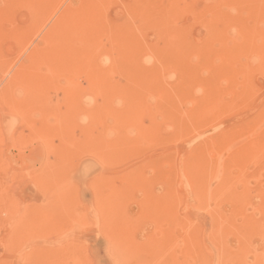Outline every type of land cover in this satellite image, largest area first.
Returning a JSON list of instances; mask_svg holds the SVG:
<instances>
[{
  "label": "rangeland",
  "instance_id": "1",
  "mask_svg": "<svg viewBox=\"0 0 264 264\" xmlns=\"http://www.w3.org/2000/svg\"><path fill=\"white\" fill-rule=\"evenodd\" d=\"M35 1L34 0H0V123H1L0 124V193L2 192V194H0V264L2 262H3L2 264H26L28 261L31 264L33 263L34 264H129V263L130 264L132 263L133 264H160V263L166 264L168 261L169 262L167 264H199V263L226 264V262L227 264H240V263L264 264V260H263L264 259V194H263L264 193V160H263L264 159V152H263L264 128L262 127V125L264 126V48L260 49L261 46L264 45L263 44L264 41H262L260 36L257 35L258 34L257 31L261 27L260 23L263 17H259V18L250 17L246 10L248 5L245 8V4L244 3L240 4L239 0H222L218 4L215 2V0H213V2L208 0H94V1L93 0H86V1L85 0H80V1L35 0ZM253 1L254 2L250 0L249 6H254L256 4L255 6L259 7V9L264 8V3L262 1L260 2L257 0H253ZM45 4L47 5L46 7ZM233 4L234 6L236 5L235 6L236 11L234 10L235 12L229 9L231 6H233ZM77 7L79 8V10ZM227 7L229 11H227ZM70 13H72V15H70ZM139 14L141 16H139ZM66 17H68L69 19ZM75 18H76L75 21L77 22L74 21ZM146 19H147L145 23L146 26H144V22ZM66 21L67 22L70 21V26H68L69 22L67 23ZM161 21L162 23H160ZM86 23L88 26L86 25ZM75 27L76 28L78 27V29L76 30ZM135 29L138 30V32ZM81 31H83L84 33ZM227 31H232L233 34L229 32L230 33L229 35ZM234 33L237 35H239L238 33H240L242 37V41L240 43H238V40L240 41L241 39L240 35H239L240 37L239 39L237 36H235ZM79 36H81V38ZM45 37L47 38L48 41L47 40L44 41ZM86 37L89 38L88 39L89 41L87 40ZM235 37L238 38V40L235 39ZM232 40L233 43L229 45V43L232 42ZM235 41H237V43ZM59 42H60V46H59ZM82 42L84 44H82ZM217 43L220 44L221 46L220 47L217 46L218 45ZM251 47L252 49H250ZM89 48L91 49L90 52H89ZM255 48H257L258 52L253 50ZM150 51H152L154 54H152ZM91 52L93 53V55ZM54 53L57 54L55 55ZM86 53L87 55H84ZM103 53L105 55H102ZM229 53L234 54L236 56L234 65L236 66L239 65V68H244L245 66V69L241 71L243 73H241L237 69H235L233 73L232 69H225L224 67L218 66L221 63L223 56H227ZM99 55L105 57L102 58V56ZM93 56L95 62L92 60ZM135 56L137 59L135 58ZM256 56L257 58L259 56V58L258 59L255 58ZM260 56L263 58H261ZM54 57L55 59L56 57L57 58L59 57L60 60L59 59L55 60ZM83 57L84 58L86 57L85 59L86 62L84 61ZM89 59L92 62H90ZM219 59H220V63H219ZM251 59H253V61L255 60L254 61L255 68L253 69L248 68ZM257 60H259L260 63L257 64V62H259ZM56 61H57V65H55ZM60 61H62L64 65H61L62 63ZM100 62L102 64H100ZM108 62L110 63L109 65ZM181 62L187 64L193 62L196 64V66L197 65L200 66L201 64L202 65L200 67H194L193 72L195 74L189 75L185 73L183 74L173 73L174 67H176ZM39 63L43 65V66L40 65V68L38 67ZM36 64L37 66H35ZM45 64L48 67H46ZM63 66L65 67L64 71H63ZM46 68L50 69L51 72ZM77 68H80V70H78ZM81 68H82V72L87 71L86 74L85 72L79 73V71L81 72ZM90 68H92L93 70L92 69L90 70ZM196 68L197 70H195ZM35 71L38 72V73L36 72L37 74H40L39 78L38 75L36 78ZM31 72L35 73L34 74L35 81L33 82L34 79H31V82L33 84L30 83L29 86L30 88L32 87V91H31L32 93L30 92L31 89L27 86L29 85L28 84L30 81L29 78L30 77L33 78L32 76L33 74ZM47 72L49 74H47ZM52 72H54L55 74H53ZM97 72L99 73L102 72V74L98 73L97 75L96 74ZM224 72L226 73V75L228 73L235 74L236 78L239 79V82L237 80L236 83L230 85L231 87L233 86L232 88L229 86L227 89L225 87V90H223L222 88L219 89V87L215 85L216 83H218L216 81L217 79L215 78V75L224 74ZM172 73L175 75V77H171L172 79L171 78L169 79L170 76H173ZM196 73L198 74L200 73V75ZM69 74L70 77H68ZM77 74L79 77L77 76ZM80 74L82 75L80 76ZM203 74L205 78L204 77L202 78L201 75ZM41 75L42 76L44 75V77H42ZM46 75H48L47 76L48 78H45ZM94 75H97L98 77L100 75L99 78H102L101 75L103 76L102 78L103 80L100 79V81L103 82L101 83L103 84L102 88L105 89V90L103 89L104 91L102 89L100 90L99 87L101 86V84L98 82L99 79L97 77L94 78ZM109 75L111 76L108 77ZM112 75H114L113 78ZM40 76L43 79L44 78L45 79L41 80ZM105 77L106 79H104ZM196 77H198V79ZM70 78L71 79L73 78L72 80L74 81L70 80ZM75 78L76 79L82 78V79L80 80L77 79L76 81ZM194 78L195 80H192ZM87 79H91L90 82ZM69 80L71 81V83L73 82L72 85H70L71 83L69 84L68 82ZM243 80L246 81L248 80L250 82L249 84L250 86L247 85L245 87L243 82L242 84H240V82ZM26 81H28L27 85H26ZM78 81L80 82L76 83ZM67 82L70 86L67 84ZM74 82L79 86L75 85L73 89L72 87L75 84ZM35 83L37 85H35ZM106 83H108L109 85L111 84L113 88H111V86H109ZM198 83L203 84L206 87H208V85L216 87L219 91L217 93L218 95L215 93L214 95L216 97L213 95L214 98L213 99L209 97L211 94L204 97V92L201 91L199 93L193 94L192 90ZM87 84H89L90 86L89 85L87 86ZM105 84L108 85L109 87H105L106 86ZM124 84L126 86H124ZM62 85H64L65 89L66 87L68 88L70 87L69 91L71 92V94L67 92L68 89L64 91ZM65 85L68 86L65 87ZM81 86L82 87L84 86L82 90H81ZM60 87L61 89L60 91H58ZM86 87H88L89 89L88 91L91 90L90 91L91 95L93 93L94 96H98L97 99L92 95L94 97L93 98L90 95V93L88 95ZM73 90L74 93H78V94H75L74 96ZM75 90H78V92L77 91L75 92ZM80 90L85 92L87 94L86 96H90L91 99L90 97H86L84 95L85 93L83 92H82L83 94L81 93L82 96L81 98L79 95ZM94 90H96L97 93L100 91L99 92L100 95L95 94L96 91ZM233 91L235 93H233ZM28 92L31 94H29ZM239 92L240 93L242 92L243 94H240ZM62 93L63 94L65 93V95L63 96ZM68 93L69 96L71 97L68 96ZM102 93L104 94L103 96H101ZM148 94L152 95V97L154 96L153 99L155 100L157 99L156 102L150 97L148 100V96H150ZM249 94L250 96H248ZM76 95L79 96L76 97ZM117 95L118 98H121V99L117 98V100H120L119 102L118 101L116 102V99H114L117 97ZM190 95L192 96V98L194 97V95H196V98H198L199 101H201V103H203L205 107L207 108L209 107L208 108L209 110H215V111H208V112L206 111V113L205 111L204 112L200 111V113H202L200 114L199 112H197L199 108L195 106V104L190 105V103H192V101H190L191 100ZM48 96L50 99L47 98ZM64 97L66 99L68 98L66 101L67 103L64 101L67 105H65V103L62 102L65 99ZM74 97L75 98L80 97L82 99L81 102L79 101L80 103L77 101V99L76 100L74 99L77 104L76 105L77 107L75 106L76 109H78L79 106L81 108L80 110L82 109L84 110V108L86 110L87 107H89L90 109L87 108L88 110L86 111L84 110V114H81L83 113V110L81 113L80 110L79 112L78 110H75L76 115L73 114L75 103L74 100H72V98ZM85 98H89V99H85ZM146 98L149 102L151 101L150 104L149 102H146ZM46 100H51V101L53 100V101L46 102ZM69 100L73 101L72 102L73 106L71 105L72 107L69 108L70 111L72 110L71 111L72 116L71 114H69V110H68V106L70 107L71 104V103L68 104L70 102ZM97 100L99 105L100 104L102 105V103L99 102H103L101 109L108 111V113L106 112L107 114L106 116H105V111L101 110L100 106L98 107L101 111L96 108L98 105ZM121 100L122 103H120ZM56 101L58 103L60 101V103L58 104L56 103ZM215 101H217L216 103L217 105L213 103ZM93 102L95 105L93 104ZM231 102H233V105ZM61 103L63 107L60 108L59 105ZM81 103H83V106ZM223 103L225 105H222ZM46 104L48 106L52 104L51 105L52 107L50 106L48 108ZM115 104L118 105L116 106ZM185 104L186 106L188 104V106L186 107ZM227 104L228 106H226ZM150 105H152L153 107L155 106V108H153ZM103 106L106 107L103 108ZM119 106L120 107L124 106V107L119 108ZM136 107H138L137 108L138 110H136ZM194 107L197 108L195 111L196 113L199 114L197 115L196 113H194L195 117L190 116V113H192L191 110ZM216 107L219 110V112H221V114L217 111ZM57 108L61 109L60 113L57 112L58 111ZM147 109L150 111L152 110L151 113L146 111ZM51 110L52 111L54 110V112L52 113ZM65 110H67L68 112L66 111L65 113ZM87 111L94 112L92 113L94 116L90 114L88 115L89 120L87 116L88 114ZM102 111L104 114L102 113ZM155 111H157L158 113L157 116L155 114L156 113ZM176 111L178 112L176 113ZM50 113L52 115H50ZM67 113L71 116V117L68 116L70 117V119L67 118L68 115ZM77 113H80L82 116L84 115L83 118L79 116L78 118L77 115L79 114ZM212 113L215 114L213 115ZM154 114L157 118L156 120L159 122L157 121L154 122L153 119L155 118ZM208 114L210 117L208 116ZM61 115H64V117L62 116L63 120L62 119L60 120L59 118V116ZM183 115L184 117H182ZM109 116H113V118L112 117L110 118ZM186 116H189V118ZM73 117L74 120L71 119ZM114 119L117 120L118 122L117 124ZM97 120L98 123H96ZM129 120L131 122H129ZM214 120L217 122H215ZM74 121L75 124H73ZM57 122L59 123V126L61 128L64 127L66 128V130L64 129L62 130L60 127L59 128L61 129V131L59 128H57L59 131L56 130L55 128L58 126L55 127V124ZM65 123H71V124H67L69 126L65 127L64 126ZM122 123L123 125H121ZM72 124L75 126H77L78 124L79 126H77V128L76 127L73 128L74 126ZM42 125L45 126L43 127ZM124 125L126 126V128L124 127ZM50 126H53V128ZM165 126L167 127L170 126V127L167 128ZM68 127L69 129L73 130V131L69 130L70 132H72V134L68 132L69 133L68 135L70 136L71 134L73 136V139H71L72 138L71 136L70 138H68L69 136L63 137L61 134L62 131L63 132L68 131L67 129ZM135 128L136 129L138 128L139 130L138 129L137 130L139 132H137ZM114 129L118 130L119 133L117 131H114ZM128 129L130 130L133 129V130L130 132ZM190 129L192 130L190 131ZM55 130L58 133L61 132L60 135L57 132H55ZM82 130L84 132H82ZM110 130H112L113 133ZM126 130H128L130 133L127 132ZM47 131L50 134L47 133L48 134L47 135L46 134ZM52 132H55L54 135L52 134ZM114 132H117L118 134ZM56 133L62 139L65 138L64 139L65 141H62L60 137H57ZM127 133L130 135L128 136ZM133 133H140V134L133 135ZM105 134L107 135V137L109 136V139L105 137L106 136ZM111 134L112 135L114 134V136H112ZM50 135H52V137H49ZM252 135L254 137H252ZM74 136L77 139H75ZM137 136H139L138 137L139 140L138 138H136ZM250 136L253 139H251ZM37 137L39 139H37ZM92 137L94 138L96 137L95 140ZM50 138L52 139L50 140ZM141 139L144 140V143L141 142ZM256 139L258 142L256 141ZM99 140H101L102 143ZM60 141L63 142L62 146H60L61 144ZM145 141H147L148 143ZM51 142H53L52 143L53 146L50 145ZM106 142L107 145L109 144L111 145V147L113 144H115L116 148L115 145L114 147H112L114 149H112L109 146L106 147L107 146ZM111 142H113V144H110ZM89 143H91V145L93 146H90ZM234 143L236 146H234ZM48 144L49 146H47ZM147 144L149 147H147ZM55 145L56 147L58 146L59 147L54 148ZM71 145H73L72 146L73 148L71 147ZM103 146H105L106 149L102 148ZM77 148L80 151H78ZM101 148H102V152L100 153ZM107 148H109V150ZM103 149L107 150L106 153L107 156H104L106 151L105 150L103 151ZM67 150L70 152H68ZM110 150H112V152ZM228 151L230 153H228ZM87 153L88 155H86ZM92 153H94V155ZM99 153L101 154V156ZM216 153H218V155ZM111 154L113 155L112 157L110 156ZM260 154H262L263 156ZM81 155L82 157L80 159ZM102 156L106 158L102 159ZM109 158L110 159L112 158L111 160H114L112 161L113 164L112 162H110L111 160ZM46 159L48 160V162H46L47 161ZM104 159L107 160L106 161L107 163L104 161ZM250 159L252 160L254 159V160L251 161ZM79 162H81V164H79ZM105 163L108 165H105ZM110 163L112 164V166L110 165ZM179 164L181 165L179 166ZM98 165H100V167ZM165 165H167V167ZM98 167L100 170H98ZM184 167L188 168L187 176L190 179V183L187 182L188 180L186 177L184 178L182 177V180H180L181 179L180 175H182V169ZM224 169H226V171H224ZM26 172H28L29 176L27 175ZM151 172L153 174H151ZM84 173L85 174L87 173V177ZM125 173L127 175H124ZM99 174L101 175L100 176L101 178H98ZM199 174H201V176ZM82 175L85 177H83ZM30 176L33 179H31ZM198 176H199V180H197ZM227 176L230 177V179ZM4 177L5 180L3 179ZM236 177H241V178L237 179ZM242 177L245 179H242ZM255 177L257 178L259 177L258 179L260 180H257V178L255 179ZM97 179L99 181L98 183H97ZM236 180L238 181L241 180V181L237 182ZM79 181L81 185L79 184ZM51 182H53V184ZM116 183L117 185L115 186ZM183 183L185 187L183 186ZM66 184L68 186H66ZM96 184L97 187H95ZM103 184L104 187L102 186ZM90 185L91 188H89ZM62 186L63 187L65 186L66 188L65 187L63 188ZM126 186L128 188H126ZM100 187H102L105 191L104 190L101 191ZM108 187L110 190L107 189ZM118 188L122 192H120ZM196 189L198 191H194ZM97 190L101 192H97ZM149 191L152 193H150ZM73 192L76 194H74ZM110 192L111 194H109ZM153 192L155 193L153 194ZM186 193L189 194L188 195L189 197L187 196ZM171 195H173V197ZM59 197L62 198L59 200ZM107 197L108 198L110 197V199H108ZM148 197L150 198L147 199ZM153 197H157V198L159 197V198L157 199ZM171 197L174 198V200ZM211 197L213 198V200ZM137 198L139 199L140 202L138 201ZM128 199L132 201H129ZM162 200L163 202H161ZM71 201L73 202L75 201L74 204ZM93 201L95 202L93 203ZM124 201L126 202V204H124L125 203ZM142 202L143 205H141ZM77 203L82 207L77 205ZM110 204L111 206H109ZM171 204L174 206H172ZM48 205L50 206L49 209H48L49 207ZM100 205L101 208H99ZM68 206L70 207L69 209ZM214 206L220 207V209L219 208L217 209V207L215 208ZM103 207L105 208V210ZM195 208H197V210L200 211H197ZM218 210L219 211L222 210V212L219 213ZM130 211L133 214H131ZM257 211H259V213H257ZM100 212H102V214ZM159 212L161 215L159 214ZM232 212L234 214H231ZM109 213H110V217H109ZM95 214L97 217L94 216ZM135 215L137 217L139 215V217L137 218ZM170 216L171 217L175 216V218L173 217L174 218L173 219ZM226 216L228 217L227 219ZM48 217L52 219H49ZM123 217L124 218L126 217L125 218L126 221L124 220ZM13 218L15 220H12ZM132 218H137V219L133 220ZM139 218L141 219L139 220ZM131 220L133 222H131ZM134 223L136 224L134 225ZM223 223H225L224 226ZM32 224L33 226L31 227ZM146 224L149 226V228L146 226ZM132 225L134 229L133 228L131 229L132 230L131 233L130 232L131 230L129 229L132 227ZM213 225L215 227L214 229H213ZM82 226H84L85 228H82ZM97 226L99 227V230L98 228H96ZM69 227H71L72 230H70ZM121 227L123 230L121 229ZM81 228L84 230H82ZM218 229H220V231ZM73 232L74 234H72ZM133 232L135 233L136 236L135 235L133 236L134 234ZM214 233L216 234L219 233V236L218 234L216 235ZM62 236L63 238H61ZM108 236L110 238H108ZM46 237L49 238L48 239L49 241L47 240ZM67 237L69 238L71 237V238L69 239ZM119 237H122L123 239ZM37 238L40 240H37ZM218 238H220L221 240ZM237 238L240 240V244ZM121 239L122 241H120ZM208 239L210 241H208ZM116 240H119L120 242H117ZM211 240L212 241L214 240L215 242L213 241V243L216 244H213ZM52 241H57L55 242L57 243V245ZM46 242L47 245H45ZM228 242L230 245L227 244ZM206 243L207 246L205 247ZM25 244L26 246H24ZM216 245H218V247ZM128 248L130 249V251ZM247 251L248 252L252 251L251 252L252 254H249ZM176 253L178 258L176 257ZM42 256L44 258H42ZM132 257L135 259H133ZM261 258L263 261L261 260ZM42 259L44 261H42ZM76 259H78V261ZM193 259L195 260V262ZM7 260L10 262H8ZM20 260L23 261L24 263L20 262ZM74 260L75 262L78 263H74ZM157 260L160 263L156 262ZM164 260H166V262ZM115 261L117 263H115Z\"/></svg>",
  "mask_w": 264,
  "mask_h": 264
},
{
  "label": "bare ground",
  "instance_id": "2",
  "mask_svg": "<svg viewBox=\"0 0 264 264\" xmlns=\"http://www.w3.org/2000/svg\"><path fill=\"white\" fill-rule=\"evenodd\" d=\"M34 1H35V0H34ZM78 1H80V0H78ZM85 1H86V0H85ZM93 1H94V0H93ZM208 1L213 2V0H208ZM220 1H222V0H215V2H216L217 4H218ZM257 1H259V2L262 1V2L264 3V0H257ZM257 1H256V2H257ZM35 2H36V1H35ZM35 2H34V3H35ZM47 2H48V1H47ZM229 2H230V1H229ZM252 2H254V1L252 0ZM262 2H261V3H262ZM84 3H85V2H84ZM239 3H240V4L244 3V4H245V8H246V6L248 5V7L246 8V10H247V12H248V14H249L250 17H258V18H259V17H263L262 20H261V23H260V24H261V27L258 29V31H257L258 34H257V35H259L260 38H261V40L264 41V8H263V9H259V7H256V6H255L256 4H255L254 6H249L250 0H239ZM74 4H75V3H74ZM104 5H105V4H104ZM46 6H47V5L45 4V7H46ZM235 6H236V5H235ZM235 6H234V4H233V6H231L229 9H230V10H233V11H234V10L236 11V7H235ZM260 6H261V5H260ZM72 7H73V5H72ZM81 7H82V6H81ZM88 7H89V6H88ZM92 7H93V6H92ZM104 7H105V6H104ZM136 7H137V6H136ZM167 7H168V6H167ZM77 8H78V7H77ZM77 8H76V9H77ZM102 8H103V7H102ZM105 8H106V7H105ZM105 8H104V9H105ZM170 8H171V7H170ZM89 9H90V8H89ZM89 9H88V10H89ZM166 9H167V8H166ZM71 10H72V9H71ZM78 10H79V8H78ZM118 11H119V10H118ZM227 11H229V10H228V7H227ZM235 11H234V12H235ZM29 12H30V11H29ZM141 12H142V11H141ZM68 13H69V12H68ZM80 13H81V12H80ZM92 13H93V12H92ZM142 13H143V12H142ZM142 13H141V14H142ZM145 13H147V12H145ZM145 13H144V14H145ZM163 13H164V12H163ZM118 14H119V13H118ZM171 14H172V13H171ZM209 14H211V13H209ZM209 14H208V15H209ZM231 14H232V13H231ZM231 14H230V15H231ZM242 14H243V13H242ZM246 14H247V13H246ZM70 15H72V13H70ZM70 15H69V16H70ZM75 15H76V14H75ZM75 15H74V17H75ZM90 15H91V14H90ZM102 15H104V14H102ZM157 15H158V14H157ZM173 15H174V14H173ZM173 15H172V17H173ZM208 15H207V16H208ZM83 16H84V15H83ZM117 16H118V15H117ZM139 16H141V15L139 14ZM152 16H153V15H152ZM242 16H243V15H242ZM244 16H245V15H244ZM70 17H71V16H70ZM245 17H246V16H245ZM66 18H68V17H66ZM85 18H86V17H85ZM91 18H92V17H91ZM91 18H90V19H91ZM96 18H97V17H96ZM118 18H119V17H118ZM145 18H147V17H145ZM209 18H210V16H209ZM68 19H69V18H68ZM86 19H87V18H86ZM94 19H95V18H94ZM130 19H131V18H130ZM75 20H76V18L74 19V21H75ZM139 20H140V19H139ZM139 20H138V21H139ZM159 20H160V19H159ZM173 20H174V19H173ZM222 20H223V19H222ZM70 21H71V20H70ZM70 21H68V22H69V25H68V26H70ZM146 21H147V19H146L145 22H144V26H146V24H145ZM210 21H212V20H210ZM66 22H67V21H66ZM66 22H65V23H66ZM68 22H67V23H68ZM75 22H77V21H75ZM106 22H107V21H106ZM65 23H64V24H65ZM155 23H156V21H155ZM160 23H162V21H161ZM224 23H225V21H224ZM91 24H92V22H91ZM72 25H73V23H72ZM74 25H75V24H74ZM86 25H87V23H86ZM63 26H64V25H63ZM87 26H88V25H87ZM87 26H86V27H87ZM130 26H131V25H130ZM132 26H133V25H132ZM225 26H226V25H225ZM238 27H239V26H238ZM75 28H76V27H75ZM87 28H88V27H87ZM133 28H134V27H133ZM158 28H159V27H158ZM170 28H171V27H170ZM220 28H221V27H220ZM77 29H78V27L76 28V30H77ZM89 29H90V28H89ZM127 29H128V28H127ZM136 29H137V28H136ZM136 29H135V30H136ZM98 30H99V29H98ZM230 30H231V29H230ZM65 31H66V30H65ZM69 31H70V30H69ZM72 31H73V30H72ZM128 31H129V30H128ZM128 31H126V32H128ZM136 31L138 32V30H136ZM234 31H235V30H234ZM237 31H238V30H237ZM81 32H83V31H81ZM81 32H80V33H81ZM132 32H134V31H132ZM166 32H167V31H166ZM227 32H228V33L231 32V33L233 34L232 31H227ZM56 33H57V32H56ZM64 33H65V32H64ZM75 33H76V31H75ZM83 33H84V32H83ZM85 33H86V32H85ZM205 33H206V31H205ZM228 33H227V35H228ZM57 34H58V33H57ZM112 34H114V33H112ZM130 34H131V33H130ZM153 34H154V33H153ZM168 34H169V33H168ZM234 34H235V33H234ZM238 34L240 35V33H238ZM3 35H4V34H3ZM102 35H103V34H102ZM166 35H167V34H166ZM172 35H173V34H172ZM172 35H171V36H172ZM229 35H230V33H229ZM239 35L235 34V36H237V37L240 39L241 35H240V37H239ZM64 36H65V34H64ZM75 36H76V35H75ZM108 36H109V35H108ZM221 36H222V35H221ZM252 36H253V35H252ZM77 37H78V36H77ZM79 37L81 38V36H79ZM83 37H84V36H83ZM169 37H170V36H169ZM60 38H61V37H60ZM69 38H70V37H69ZM74 38H75V37H74ZM80 38H79V39H80ZM84 38H85V37H84ZM86 38H87V37H86ZM101 38H102V37H101ZM152 38H154V37H152ZM170 38H171V37H170ZM230 38H231V37H230ZM238 38L235 37V39H237V40H238ZM61 39H62V38H61ZM61 39H60V40H61ZM88 39H89V38H87V40H88ZM123 39H124V38H123ZM150 39H151V38H150ZM257 39H258V38H257ZM257 39H256V40H257ZM45 40H47L46 37H45L44 41H45ZM229 40H231V39H229ZM229 40H228V41H229ZM245 40H246V39H245ZM47 41H48V40H47ZM47 41H46V42H47ZM62 41H63V40H62ZM83 41H84V40H83ZM88 41H89V40H88ZM123 41H124V40H123ZM169 41H170V40H169ZM241 41H242V37H241L240 41L238 40V43H240ZM246 41H247V40H246ZM65 42H66V41H65ZM76 42H77V41H76ZM78 42H80V41H78ZM97 42H98V41H97ZM235 42L237 43V41H235ZM255 42H256V41H255ZM259 42H260V41H259ZM68 43H69V42H68ZM95 43H96V42H95ZM124 43H125V42H124ZM223 43H224V42H223ZM228 43H229V42H228ZM231 43H233V40H232V42L229 43V45H230ZM248 43H249V42H248ZM256 43H257V42H256ZM261 43H262V42H261ZM46 44H48V43H46ZM75 44H76V43H75ZM82 44H84V43L82 42ZM97 44H98V43H97ZM215 44H216V43H215ZM215 44H214V45H215ZM217 44H218V43H217ZM224 44H225V43H224ZM226 44H227V43H226ZM249 44H250V43H249ZM263 44H264V42H263ZM78 45H79V44H78ZM85 45H87V44H85ZM109 45H110V44H109ZM118 45H119V44H118ZM145 45H146V44H145ZM256 45H257V44H256ZM261 45H262V44H261ZM59 46H60V42H59ZM76 46H77V45H76ZM105 46H106V45H105ZM105 46H104V47H105ZM162 46H163V45H162ZM217 46L220 47L221 45L218 44ZM226 46H227V45H226ZM259 46H260V45H259ZM49 47H50V46H49ZM74 47H75V46H74ZM82 47H83V46H82ZM89 47H90V46H89ZM92 47H93V46H92ZM92 47H91V48H92ZM104 47H103V49H104ZM109 47H110V46H109ZM109 47H108V48H109ZM127 47H128V46H127ZM157 47H158V46H157ZM159 47H160V46H159ZM172 47H173V46H172ZM172 47H171V48H172ZM219 47H217V48H219ZM257 47H258V46H257ZM131 48H132V47H131ZM144 48H145V47H144ZM144 48H143V49H144ZM153 48H155V47H153ZM214 48H215V46H214ZM263 48H264V45H262L260 49H263ZM49 49H50V48H49ZM95 49H96V48H95ZM95 49H94V50H95ZM115 49H116V48H115ZM159 49H160V48H159ZM250 49H252V47H251ZM258 49H259V48H258ZM74 50H75V49H74ZM90 50H91V49L89 48V52H90ZM139 50H140V49H139ZM152 50H153V49H152ZM253 50L258 52L257 48H255V49H253ZM49 51H50V50H49ZM95 51H96V50H95ZM155 51H156V50H155ZM231 51H232V50H231ZM71 52H73V51H71ZM71 52H70V53H71ZM96 52H97V51H96ZM99 52H100V51H99ZM137 52H138V51H137ZM150 52H151L152 54H154L152 51H150ZM46 53H47V52H46ZM91 53H92V52H91ZM106 53H107V52H106ZM142 53H143V52H142ZM146 53H147V52H146ZM146 53H145V54H146ZM226 53H228V52H226ZM37 54H38V53H37ZM48 54H49V53H48ZM54 54H55V53H54ZM56 54H57V53H56ZM56 54H55V55H56ZM60 54H61V53H60ZM68 54H69V53H68ZM80 54H81V53H80ZM95 54H97V53H95ZM136 54H138V53H136ZM157 54H158V53H157ZM69 55H70V54H69ZM74 55H75V53H74ZM84 55H87V53L84 54ZM92 55H93V53H92ZM92 55H91V56H92ZM102 55H105V54L103 53ZM102 55H99V56H102ZM114 55H115V54H114ZM114 55H113V56H114ZM117 55H118V54H117ZM129 55H130V54H129ZM141 55H143V54H141ZM155 55H156V54H155ZM155 55H154V56H155ZM253 55H254V54H253ZM258 55H259V53H258ZM43 56H44V55H43ZM52 56H53V55H52ZM91 56H90V57H91ZM262 56H263V54H262ZM63 57H64V55H63ZM71 57H72V56H71ZM104 57H105V56H102V58H104ZM106 57H108V56H106ZM143 57H144V56H143ZM143 57H142V58H143ZM146 57H148V56H146ZM193 57H194V56H193ZM210 57H211V56H210ZM235 57H236V56H235L234 54H231V53H229L227 56H223L221 63H220V59H219V63H220V65H218V66L224 67L225 69H232V70H233V73H234L235 69L239 70L240 72L243 71V70L245 69V66H244V68H239V65H238V66L234 65V63H235ZM246 57H247V56H246ZM260 57H261V56H260ZM72 58H73V57H72ZM76 58H77V57H76ZM92 58H93L92 60L94 61V56H93ZM126 58H127V57H126ZM131 58H133V57H131ZM135 58H136V56H135ZM135 58H134V59H135ZM138 58H139V56H138ZM205 58H206V55H205ZM244 58H245V57H244ZM255 58H257V56H256ZM258 58H259V56H258ZM258 58H257V59H258ZM261 58H263V57H261ZM261 58H260V59H261ZM42 59H43V58H42ZM54 59H55V57H54ZM56 59H59V57H58V58L56 57ZM56 59H55V60H56ZM79 59H80V58H79ZM79 59H78V60H79ZM83 59H84V61H85L86 57H85V58L83 57ZM90 59H91V58H90ZM90 59H89V60H90ZM97 59H99V58H97ZM100 59H101V58H100ZM109 59H110V57H109ZM136 59H137V58H136ZM140 59H141V58H140ZM144 59H145V58H144ZM148 59H149V58H148ZM176 59H177V58H176ZM260 59H259V60H260ZM55 60H54V61H55ZM59 60H60V59H59ZM61 60H62V59H61ZM102 60H103V59H102ZM102 60H101V61H102ZM105 60H106V59H105ZM142 60H143V59H142ZM150 60H151V59H150ZM214 60H215V59H214ZM216 60H217V58H216ZM242 60H243V59H242ZM259 60H257V61H259ZM38 61H39V60H38ZM97 61H98V60H97ZM103 61H104V60H103ZM132 61H133V60H132ZM206 61H207V60H206ZM249 61H250V60H249ZM254 61H255V60H254ZM254 61H253V59H251V62H250V64H249V67H248V68H251V69L255 68V65H254L255 63H254ZM60 62L62 63L61 65H64L62 61H60ZM85 62H86V61H85ZM90 62H92V61L90 60ZM94 62H95V61H94ZM94 62H93V64H94ZM141 62H142V61H141ZM145 62H146V61H145ZM147 62H148V61H147ZM149 62H150V61H149ZM195 62H196V61H195ZM213 62H214V61H213ZM244 62H245V61H244ZM32 63H33V62H32ZM36 63H38V62H36ZM53 63H54V62H53ZM81 63H82V62H81ZM128 63H129V62H128ZM258 63H260V61L257 62V64H258ZM46 64H47V63H46ZM46 64H45V66L48 67V66H47L48 64H47V65H46ZM49 64H50V63H49ZM89 64H91V63H89ZM100 64H102V63L100 62ZM109 64H110V63L108 62V65H109ZM136 64H137V63H136ZM139 64H140V63H139ZM158 64H159V63H158ZM194 64H195V63H193V62H191L190 64H187V63L181 62V63L178 64L176 67H174L173 73H175V74H177V73H178V74H183V73H185V74H189V75H191V74H195V73L193 72V71H194V67H200L202 64H201L200 66H199V65L196 66V64H195V65H194ZM238 64H239V63H238ZM40 65H42V64L39 63V65H38L39 68H40ZM51 65H52V62H51ZM55 65H57V61H56V64H55ZM79 65H80V64H79ZM125 65H126V64H125ZM159 65H160V64H159ZM35 66H37V64H36ZM42 66H43V65H42ZM69 66H70V65H69ZM85 66H86V65H85ZM106 66H107V65H106ZM111 66H112V65H111ZM137 66H138V65H137ZM214 66H215V65H214ZM38 67H37V68H38ZM53 67H54V66H53ZM56 67H57V66H56ZM56 67H55V69H56ZM70 67H71V66H70ZM70 67H69V68H70ZM77 67H80V66H77ZM97 67H98V66H97ZM104 67H105V66H104ZM125 67H126V66H125ZM135 67H136V66H135ZM138 67H139V66H138ZM215 67H216V66H215ZM246 67H247V66H246ZM51 68H52V67H51ZM82 68H83V67H82ZM82 68H81V72L79 71V73H84V72H85V74H86L87 71H84V70H83L84 72H82ZM92 68H93V67H92ZM92 68H90V70H91ZM46 69H47V68H46ZM55 69H54V70H55ZM64 69H65V67L63 66V71H64ZM66 69H67V68H66ZM77 69L80 70V68H77ZM93 69H94V68H93ZM93 69H92V70H93ZM216 69H217V68H216ZM47 70H50V69H47ZM67 70H68V69H67ZM73 70H74V69H73ZM88 70H89V69H88ZM95 70H96V68H95ZM195 70H197V68H196ZM214 70H215V69H214ZM247 70H248V69H247ZM52 71H53V69H52ZM68 71H69V70H68ZM74 71H75V70H74ZM204 71H205V70H204ZM206 71H208V70H206ZM216 71H217V70H216ZM36 72H37V71H35V73H36ZM48 72H49V71H48ZM48 72H47V74H49ZM50 72H51V70H50ZM66 72H67V71H66ZM94 72H95V71H94ZM155 72H156V71H155ZM31 73H32V72H31ZM31 73H30V74H31ZM35 73L33 72V73H32L33 75L31 74V75L33 76V78H32V77L29 78V79H30V81H29V83H28L29 85H27V82H28V81H26V85H27L28 87L30 86V83H32V82H31V79H34L35 76H36V78H37V75H38V78H39V75H40V74H37V73H38V72H37L36 75L34 76ZM42 73H43V72H42ZM52 73L55 74L54 72H52ZM59 73H60V72H59ZM59 73H58V74H59ZM63 73H64V72H63ZM63 73H62V74H63ZM70 73H71V72H70ZM74 73H75V72H74ZM89 73H90V72H89ZM98 73H99V72H97L96 74L98 75ZM104 73H105V72H104ZM118 73H119V72H118ZM157 73H158V72H157ZM173 73H172V74H173ZM233 73H228L227 75H226L225 72H224V74H216V75H215V78L217 79L216 81H217L218 83H216L215 85L218 86L219 89L222 88L223 90H225V87H226V89H227L230 85H232L233 83H236L237 80H238V82H239V79L236 78L235 74H233ZM241 73H243V72H241ZM43 74H44V73H43ZM62 74H61V75H62ZM67 74H68V73H67ZM91 74H92V72H91ZM99 74H102V72L99 73ZM169 74H170V73H169ZM196 74H198V73H196ZM51 75H52V74H51ZM61 75H60V76H61ZM74 75H75V74H74ZM81 75H82V74H80V76H81ZM87 75H88V74H87ZM97 75H94V78L97 77V78L99 79L98 82L101 84V86H100L99 88H100V90H101V89L103 90V89H104V88H102V87H103V86H102V85H103V84H102L103 82L100 81V79L103 80V79H102L103 76L101 75L102 78H99L100 75H99V77H98ZM170 75H171V74H170ZM170 75H169V76H170ZM198 75H200V73H199ZM207 75H208V73H207ZM23 76H24V75H23ZM41 76H42V75H41ZM41 76H40V78H41V80H42V79H43L42 77H44V75H43L42 77H41ZM47 76H48V75H46L45 78H48ZM77 76H78V74H77ZM90 76H91V75H90ZM110 76H111V75H109L108 77H110ZM201 76H202V78H203V77L205 78L204 74L201 75ZM68 77H70V74H69ZM78 77H79V76H78ZM85 77H86V76H85ZM113 77H114V75H112V78H113ZM167 77H168V76H167ZM171 77H175V75L173 74V76H170L169 79H170ZM199 77H200V76H199ZM239 77H240V76H239ZM242 77H243V76H242ZM45 78H44V79H45ZM60 78H61V77H60ZM73 78H74V77H73ZM73 78H72V79H73ZM196 78L198 79V77H196ZM44 79H43V80H44ZM62 79H63V78H62ZM72 79L70 78V80H72ZM75 79H76V78H75ZM77 79L80 80V79H82V78H77ZM77 79H76V81H77ZM104 79H106V77H105ZM171 79H172V78H171ZM175 79H176V78H175ZM185 79H186V78H185ZM188 79H189V77H188ZM211 79H212V78H211ZM20 80H21V79H20ZM37 80H39V79H37ZM41 80H40V81H41ZM57 80H58V79H57ZM64 80H65V77H64ZM64 80H63V81H64ZM70 80L68 81L69 84L71 83ZM85 80H86V79H85ZM87 80H89V82H90L91 79H87ZM93 80H95V79H93ZM113 80H115V79H113ZM127 80H128V79H127ZM192 80H195V78L192 79ZM205 80H206V79H205ZM34 81H35V79L33 80V82H34ZM40 81H38V82H40ZM51 81H52V79H51ZM72 81H74V80H72ZM106 81H107V80H106ZM139 81H140V80H139ZM139 81H138V82H139ZM170 81H171V80H170ZM68 82H67V84H68ZM79 82H80V81H78V82H76V83H79ZM101 82H102V83H101ZM152 82H153V81H152ZM189 82H190V81H189ZM242 82H243V84L245 85V87H246L247 85L250 84V82H249L248 80H247V81H246V80H243V81L240 82V84H242ZM49 83H50V82H49ZM72 83H73V82H72ZM72 83H71L70 85H72ZM74 83H75V82H74ZM76 83H75L74 86L72 87L73 89H74L75 85L79 86V85L76 84ZM86 83H87V82H86ZM91 83H92V82H91ZM94 83H95V82H94ZM128 83H130V82H128ZM195 83H196V82H195ZM211 83H212V82H211ZM32 84H33V83H32ZM41 84H42V83H41ZM41 84H40V85H41ZM59 84H60V82H59ZM63 84H64V83H63ZM69 84H68V85H69ZM106 84H108V83H106ZM106 84H105V85H106ZM183 84H184V83H183ZM185 84H188V83H185ZM192 84H194V83H192ZM208 84H209V83H208ZM35 85H37V84L35 83ZM56 85H57V84H56ZM68 85H65V87L68 86ZM70 85H69V86H70ZM88 85H89V84H87V86H88ZM105 85H104V86H105ZM108 85H109V84H108ZM108 85H106L105 87H109V86H111V84H110L109 86H108ZM119 85H121V84H119ZM133 85H134V84H133ZM178 85H179V84H178ZM33 86H34V85H33ZM60 86H61V85H60ZM89 86H90V85H89ZM124 86H126V85L124 84ZM134 86H135V85H134ZM179 86H180V85H179ZM181 86H182V84H181ZM184 86H185V85H184ZM194 86H195V85H194ZM249 86H250V85H249ZM25 87H26V86H25ZM37 87H38V86H37ZM62 87L64 88V85H62ZM83 87H84V86H83ZM83 87L81 86V90H82ZM96 87H97V86H96ZM136 87H137V86H136ZM230 87H231V86H230ZM232 87H233V86H232ZM232 87H231V88H232ZM240 87H241V86H240ZM255 87H256V86H255ZM26 88H27V87H26ZM29 88H30V87H29ZM35 88H36V86H35ZM42 88H43V87H42ZM44 88H45V87H44ZM69 88H70V87H69ZM69 88L66 87V89H68L67 92H69V93L71 94V92L69 91V90H70ZM78 88H79V87H78ZM86 88H87L88 95H89V93H90V95H91V92H90L91 90L88 91V90H89L88 87H86ZM99 88H98V89H99ZM111 88H113V87L111 86ZM111 88H110V91H111ZM114 88H115V87H114ZM234 88H235V87H234ZM30 89H31V90H30V92H31V91H32V87H31ZM60 89H61V87L59 88L58 91H60ZM66 89L64 88V91H66ZM76 89H77V88H76ZM79 89H80V88H79ZM93 89H94V88H93ZM96 89H97V88H96ZM216 89H217L216 87H213V86H210V85H208V87H206L205 85L198 83V84L193 88L192 91H193V94H195V93H199L200 91H201V92H204V97H206V96H208V95L211 94L209 97H210V98H213V95H214L215 93L217 94V93L219 92L218 89H217V90H216ZM238 89H239V88H238ZM45 90H46V89H45ZM62 90H63V89H62ZM81 90H80L79 95H80V97L82 98L81 93L84 91V89H83V91H81ZM104 90H105V89H104ZM104 90H103V91H104ZM107 90H108V89H107ZM107 90H106V92H107ZM183 90H184V89H183ZM28 91H29V90H28ZM76 91L78 92V90H75V92H76ZM94 91H96V90H94ZM98 91H99V90H98ZM112 91H113V90H112ZM172 91H173V90H172ZM236 91H237V90H236ZM47 92H49V91H47ZM62 92H63V91H62ZM67 92H66V94H67ZM92 92H93V90H92ZM99 92H100V91H99ZM99 92L97 93V91H96L95 94L100 95ZM106 92H104V93H106ZM113 92H114V91H113ZM170 92H171V91H170ZM190 92H191V91H190ZM190 92H189V93H190ZM223 92H224V91H223ZM229 92H230V91H229ZM260 92H261V91H260ZM25 93H26V92H25ZM28 93H29V92H28ZM31 93H32V92H31ZM31 93H29V94H31ZM69 93H68V96H69ZM83 93H85V92H83ZM83 93H82V94H83ZM115 93H116V92H115ZM172 93H173V92H172ZM225 93H226V92H225ZM233 93H235V92L233 91ZM239 93H240V92H239ZM243 93H244V91H243ZM243 93L241 92L240 94H243ZM35 94H37V93H35ZM62 94H63V93H62ZM73 94H74V96H75V94H78V93H74V90H73ZM222 94H223V93H222ZM236 94H237V93H236ZM240 94H239V95H240ZM19 95H20V94H19ZM41 95H42V94H41ZM43 95H44V94H43ZM64 95H65V93L63 94V96H64ZM79 95H76V97L79 96ZM84 95L86 96L87 94L85 93ZM84 95H83V96H84ZM92 95H93V93H92ZM92 95H91V96H92ZM103 95H104V94L102 93L101 96H103ZM148 95H150V94H148ZM217 95H218V94H217ZM28 96H29V95H28ZM44 96H45V95H44ZM50 96H51V94H50ZM63 96H62V97H63ZM85 96H84V97H85ZM93 96H94V95H93ZM93 96H92V97H93ZM108 96H109V94H108ZM161 96H162V95H161ZM171 96H172V95H171ZM175 96H176V95H175ZM175 96H174V98H175ZM177 96H178V95H177ZM190 96H191V95H190ZM198 96H199V95H198ZM214 96H215V95H214ZM219 96H220V95H219ZM219 96H218V97H219ZM232 96H233V95H232ZM235 96H236V95H235ZM237 96H238V95H237ZM243 96H244V95H243ZM248 96H250V94H249ZM258 96H259V95H258ZM45 97H46V96H45ZM54 97H56V96H54ZM62 97H61V98H62ZM69 97H71V96H69ZM80 97H79V98H75V97H74V98H72V100H74V99L76 100V99H77L78 102H79V101L81 102L82 99H81ZM84 97H83V98H84ZM86 97H90V96H86ZM94 97H96V99H97L98 96H94ZM94 97H93V98H94ZM149 97H150L151 99L154 98V96L152 97V95H150V96H148V100H149ZM209 97H208V98H209ZM215 97H216V96H215ZM218 97H217V98H218ZM220 97H221V96H220ZM220 97H219V98H220ZM240 97H241V96H240ZM19 98H20V97H19ZM33 98H34V97H33ZM47 98H49V96H48ZM64 98H65V97H64ZM99 98H100V96H99ZM107 98H108V97H107ZM112 98H113V97H112ZM117 98H118V95H117V97L114 98V99H116V102H117V101L119 102L120 100H117ZM158 98H159V97H158ZM179 98H180V97H179ZM217 98H216V100H217ZM226 98H227V97H226ZM251 98H252V95H251ZM49 99H50V98H49ZM57 99H58V98H57ZM62 99H63V98H62ZM62 99H60V100H62ZM67 99H68V98H67ZM67 99L65 98L62 102L65 103V102L67 101ZM69 99H71V98H69ZM85 99H89V98H85ZM90 99H91V97H90ZM102 99H103V97H102ZM114 99H113V100H114ZM118 99H121V98H118ZM159 99H160V98H159ZM170 99H171V98H170ZM204 99H205V98H204ZM213 99H214V98H213ZM213 99H212V100H213ZM230 99H231V98H230ZM75 100H74V103H75V104H74V109H73V110H74V111H73L74 113H73V114L76 115L75 110H78V112H79V110H80L81 108H80V106H79V108L76 109V107H77L76 105H77V104H76ZM107 100H108V99H107ZM113 100H112V101H113ZM148 100H147V98H146V102H149ZM153 100L156 102L157 99H156V100L153 99ZM206 100H207V99H206ZM206 100H205V101H206ZM210 100H211V99H210ZM236 100H237V99H236ZM47 101L49 102V101H51V100H46V102H47ZM52 101H53V100H52ZM52 101H51V102H52ZM64 101H65V102H64ZM69 101H70V100H69ZM90 101H91V100H90ZM179 101H180V100H179ZM179 101H178V102H179ZM190 101H192V103H190V105H191V104H193V105L195 104V106H197V107L199 108L198 111H197V112H199V113H200V111H202V112L205 111V113H206V111H207V112H208V111H215V110H209V109H208L209 107H208V108L205 107L204 104L201 103V101H199L198 98H196V95H194L193 98H192V96H191V100H190ZM234 101H235V99H234ZM250 101H251V100H250ZM72 102H73V101H70V102L68 103V104L71 103V104H70V107L68 106L69 114H71V111H72V110L70 111V109H69V108H71V107L73 106V105H72V104H73ZM80 102H79V103H80ZM86 102H87V101H86ZM150 102H151V101H150ZM150 102H149V104H150ZM155 102H153V103H155ZM56 103H58V102L56 101ZM59 103H60V101H59ZM59 103H58V104H59ZM66 103H67V102H66ZM66 103H65V105H67ZM89 103H92V102H89ZM95 103H96V102H95ZM99 103H102V105H103V102H99ZM104 103H105V102H104ZM120 103H122V100H121ZM120 103H119V104H120ZM179 103H180V102H179ZM213 103L216 104L217 101H215V102H213ZM225 103H226V101H225ZM231 103H232V105H233V102H231ZM30 104H31V103H30ZM81 104H82V106H83V103H81ZM93 104H94V102H93ZM97 104H98V100H97ZM97 104H96V105H97ZM123 104H124V102H123ZM51 105H52V104H51ZM51 105L48 106V105L46 104V106H48V108H49ZM71 105H72V106H71ZM94 105H95V104H94ZM102 105H101V104H100V105L98 104L96 108L99 109L98 106H100V109H101ZM115 105L117 106L118 104H115ZM137 105H138V104H137ZM170 105H171V104H170ZM180 105H181V104H180ZM216 105H217V104H216ZM222 105H225V104L223 103ZM75 106H76V107H75ZM150 106H152V105H150ZM185 106H186V104H185ZM187 106H188V104H187ZM187 106H186V107H187ZM208 106H209V105H208ZM226 106H228V104H227ZM51 107H52V106H51ZM59 107H60V108L63 107V106H62V103L59 105ZM85 107H86V106H85ZM105 107H106V106H103V108H105ZM110 107H111V106H110ZM123 107H124V106H121V107L119 106V108H123ZM138 107H139V106H138ZM138 107H136V110H138V109H137ZM141 107H143V106H141ZM152 107H153V106H152ZM152 107H151V108H152ZM222 107H223V106H222ZM54 108H55V107H54ZM54 108H53V109H54ZM60 108H57V110H58L57 112H59V113H60V111H61ZM66 108H67V107H66ZM87 108H89V107H87ZM87 108H86V110H88ZM91 108H92V107H91ZM147 108H148V107H147ZM151 108H150V109H151ZM153 108H155V106H154ZM189 108H190V107H189ZM191 108H192V106H191ZM62 109H63V108H62ZM89 109H90V108H89ZM100 109H99V110H100ZM142 109H143V108H142ZM171 109H172V108H171ZM187 109H188V108H187ZM196 109H197V108L194 107V108L191 110L192 113H190V116H194V113H196V111H195ZM216 109H217V107H216ZM221 109H222V108H221ZM240 109H241V107H240ZM82 110H83V109H82ZM82 110H80V113L82 112ZM84 110H85V108H84ZM84 110H83V113H81V114H84ZM86 110H85V111H86ZM101 110H104V109H101ZM101 110H100V111H101ZM140 110H141V109H140ZM140 110H139V111H140ZM144 110H145V108H144ZM144 110H143V112H144ZM155 110H156V109H155ZM167 110H168V109H167ZM182 110H183V109H182ZM47 111H48V110H47ZM66 111H67V110H65V113H66ZM96 111H98V110H96ZM100 111H99V113H100ZM104 111H105V116H106V115H107L106 112L108 113V111H107V110H104ZM146 111H148V112L151 113L152 110L150 111V110L147 109ZM217 111L219 112L218 109H217ZM220 111H221V110H220ZM223 111H224V109H223ZM223 111H222V112H223ZM231 111H232V110H231ZM234 111H235V110H234ZM239 111H240V110H239ZM51 112L53 113L54 110H53V111L51 110ZM57 112H56V113H57ZM67 112H68V111H67ZM87 112H88V114L85 112V113L87 114V116H88L89 114H90V115H93L92 113H94V112H91V111H87ZM137 112H138V111H137ZM155 112H156V113H155ZM155 112H154V113H155L156 116H157L158 113H157V111H155ZM174 112H175V110H174ZM177 112H178V111H176V113H177ZM229 112H230V111H229ZM62 113H64V112H62ZM80 113H77V114H79V115H77V117L79 116V117H82V118H83L84 115L82 116ZM95 113H97V112H95ZM102 113H103V111H102ZM152 113H153V112H152ZM215 113H216V112H215ZM215 113H214V114H215ZM219 113L221 114V112H219ZM230 113H231V112H230ZM239 113H240V112H239ZM239 113H238V114H239ZM67 114H68V113H67ZM67 114H66V115H67ZM69 114L67 115V118L70 119V117L72 116V114H71V116H70ZM103 114H104V113H103ZM109 114H110V113H109ZM155 114H154V117H155V118H153V119H154V122L157 121V120H156L157 118H156ZM168 114H169V113H168ZM183 114H184V113H183ZM196 114L199 115L198 113H196ZM200 114H202V113H200ZM210 114H211V112H210ZM212 114H213V113H212ZM214 114H213V115H214ZM227 114H228V113H227ZM232 114H233V113H232ZM232 114H231V115H232ZM236 114H237V113H236ZM50 115H52V114L50 113ZM66 115H65V117H66ZM95 115H97V114H95ZM99 115H100V114H99ZM111 115H112V114H111ZM135 115H136V113H135ZM152 115H153V114H152ZM174 115H175V114H174ZM179 115H180V114H179ZM181 115H182V114H181ZM217 115H218V114H217ZM231 115H230V117H231ZM62 116L64 117V115L59 116L60 120H61V119L63 120V117H62ZM68 116H70V117H68ZM93 116H94V115H93ZM201 116H202V115H201ZM206 116H207V115H206ZM208 116H209V114H208ZM219 116H220V115H219ZM221 116H222V115H221ZM54 117H57V116H54ZM74 117H75V116H74ZM74 117L71 118V119L74 120ZM79 117H78V118H79ZM90 117H92V116H90ZM109 117H110V118H111V117L113 118V116H109ZM162 117H163V116H162ZM180 117H181V116H180ZM182 117H184V115H183ZM186 117L189 118V116H186ZM194 117H195V116H194ZM209 117H210V116H209ZM67 118H66V119H67ZM75 118H76V117H75ZM94 118H95V117H94ZM159 118H160V117H159ZM196 118H197V117H196ZM223 118H224V117H223ZM228 118H229V116H228ZM228 118H227V119H228ZM54 119H56V118H54ZM66 119H64V120H66ZM91 119H92V118H91ZM101 119H102V117H101ZM186 119H187V118H186ZM192 119H193V118H192ZM204 119H205V118H204ZM207 119H208V117H207ZM214 119H215V118H214ZM225 119H226V118H225ZM57 120H58V119H57ZM67 120H68V119H67ZM76 120H77V119H76ZM76 120H75V121H76ZM88 120H89V116H88ZM114 120H115V122H116V124H117V123H118L117 120H116V119H114ZM131 120H132V119H131ZM159 120H160V119H159ZM161 120H162V119H161ZM181 120H182V119H181ZM188 120H189V119H188ZM210 120H211V119H210ZM219 120H220V119H219ZM68 121H69V120H68ZM75 121H74L73 124H75ZM152 121H153V120H152ZM164 121H165V119H164ZM179 121H180V120H179ZM192 121H193V120H192ZM202 121H203V120H202ZM214 121H215V120H214ZM4 122H5V121H4ZM42 122H43V121H42ZM71 122H73V121H71ZM78 122H79V119H78ZM90 122H91V121H90ZM124 122H125V121H124ZM129 122H131V121L129 120ZM129 122H128V123H129ZM134 122H135V121H134ZM157 122H159V121H157ZM162 122H163V121H162ZM170 122H171V120H170ZM204 122H205V121H204ZM212 122H213V121H212ZM215 122H217V121H215ZM215 122H214V123H215ZM220 122H221V121H220ZM63 123H64V122H63ZM86 123H87V122H86ZM96 123H98V120H97ZM132 123H133V122H132ZM137 123H138V122H137ZM164 123H165V122H164ZM179 123H181V122H179ZM187 123H188V122H187ZM194 123H196V122H194ZM0 124H1V123H0ZM46 124H47V123H46ZM67 124H71V123H65L64 126H65V127H66V126H69V125H67ZM73 124H72V125H73ZM78 124H79V123H78ZM78 124H77V126H79ZM106 124H107V123H106ZM135 124H136V123H135ZM138 124H139V123H138ZM189 124H190V123H189ZM210 124H211V123H210ZM72 125H71V126H72ZM80 125H81V124H80ZM121 125H123V123H122ZM126 125H127V123H126ZM136 125H137V124H136ZM42 126H43V125H42ZM44 126H45V125H44ZM44 126H43V127H44ZM56 126H58V127H56ZM73 126H74L73 128H75V127L77 128V126H75V125H73ZM81 126H82V125H81ZM93 126H95V125H93ZM108 126H109V125H108ZM112 126H113V125H112ZM119 126H120V125H119ZM180 126H181V125H180ZM212 126H213V125H212ZM212 126H211V127H212ZM216 126H217V125H216ZM259 126H260V125H259ZM259 126H258V127H259ZM40 127H41V126H40ZM40 127H39V128H40ZM43 127H42V128H43ZM50 127L53 128V126H50ZM55 127H56V128H55L56 130H58L57 128L60 127L58 122L55 124ZM84 127H85V126H84ZM124 127L126 128L125 125H124ZM131 127H132V126H131ZM134 127H135V126H134ZM138 127H139V126H138ZM165 127H167V126H165ZM169 127H170V126H169ZM169 127H167V128H169ZM194 127H195V126H194ZM221 127H222V126H221ZM260 127H261V126H260ZM262 127L264 128L263 125H262ZM262 127H261V128H262ZM12 128H14V127H12ZM48 128H49V127H48ZM48 128H47V129H48ZM60 128H61V127H60ZM60 128H59V129H60ZM78 128H79V127H78ZM140 128H141V127H140ZM150 128H151V127H150ZM180 128H181V127H180ZM197 128H198V127H197ZM208 128H209V127H208ZM248 128H249V127H248ZM61 129H62V130H63V129L66 130V128H64V127L61 128ZM61 129H60V131H61ZM67 129H68V131H64V132L62 131V133L60 132V133L62 134L63 137H68V136H69V135H68L69 133L72 134V132L69 131V130H72V129H69V127H68ZM118 129H119V128H118ZM121 129H122V128H121ZM137 129H138V128H137ZM137 129L135 128V130H137ZM200 129H201V128H200ZM211 129H212V128H211ZM257 129H258V128H257ZM12 130H13V129H12ZM50 130H51V129H50ZM56 130H55V132H57ZM80 130H81V129H80ZM83 130H84V129H83ZM83 130H82V132H84ZM128 130L131 132L133 129H132V130L128 129ZM128 130H126V131L129 132ZM138 130H139V129H138ZM138 130H137V132H139ZM166 130H167V129H166ZM191 130H192V129H190V131H191ZM58 131H59V130H58ZM72 131H73V130H72ZM87 131H88V130H87ZM110 131L112 132V130H110ZM114 131H117V132L119 133L118 130H115V129H114ZM154 131H155V130H154ZM156 131H157V130H156ZM167 131H168V130H167ZM167 131H166V132H167ZM171 131H172V130H171ZM196 131H197V130H196ZM212 131H214V130H212ZM212 131H210V132H212ZM40 132H41V131H40ZM44 132H45V131H44ZM55 132H52V134L54 135ZM66 132H67V133H66ZM68 132H69V133H68ZM108 132H109V131H108ZM117 132H114V133L118 134ZM130 132H129V133H130ZM149 132H150V131H149ZM152 132H153V131H152ZM162 132H163V131H162ZM188 132H189V131H188ZM192 132H193V131H192ZM192 132H190V133H192ZM197 132H198V131H197ZM205 132H206V130H205ZM218 132H219V131H218ZM257 132H258V131H257ZM11 133H12V132H11ZM47 133H48V131L46 132V134H47ZM57 133H58V132H57ZM57 133H56V136H57V137H60V136L57 135ZM60 133H58V134L60 135ZM63 133H64V134H63ZM65 133L67 134V136H66ZM94 133H95V132H94ZM112 133H113V132H112ZM153 133H154V132H153ZM173 133H174V132H173ZM185 133H186V132H185ZM198 133H199V132H198ZM203 133H204V132H203ZM208 133H209V132H208ZM220 133H221V131H220ZM259 133H260V132H259ZM259 133H258V134H259ZM48 134H50V133H48ZM48 134H47V135H48ZM71 134H70V136L72 137L71 139H73V136H72ZM81 134H83V133H81ZM85 134H86V131H85ZM87 134H88V133H87ZM135 134H140V133H133V135H135ZM155 134H156V133H155ZM160 134H161V133H160ZM183 134H184V133H183ZM183 134H181V135H183ZM195 134H196V133H195ZM205 134H206V133H205ZM14 135H15V134H14ZM43 135H44V133H43ZM43 135H42V136H43ZM73 135H74V134H73ZM100 135H102V134H100ZM100 135H98V136H100ZM105 135H106V134H105ZM111 135H112V134H111ZM119 135H120V134H119ZM127 135L129 136L130 134L127 133ZM133 135H132V136H133ZM185 135H186V134H185ZM196 135H197V134H196ZM199 135H200V134H199ZM209 135H210V134H209ZM209 135H208V136H209ZM254 135H255V133H254ZM20 136H21V135H20ZM20 136H19V138H20ZM70 136H69L68 138H70ZM112 136H114V134H113ZM162 136H163V135H162ZM179 136H180V135H179ZM179 136H178V138H179ZM219 136H220V135H219ZM223 136H224V135H223ZM261 136H262V135H261ZM43 137H44V136H43ZM43 137H42V138H43ZM49 137H52V135H50ZM89 137H90V136H89ZM102 137H103V136H102ZM105 137H106L107 139H109V136L107 137V135H106ZM138 137H139V136H137L136 138H138ZM141 137H142V136H141ZM150 137H151V136H150ZM193 137H194V136H193ZM198 137H199V136H198ZM212 137H213V136H212ZM217 137H218V136H217ZM217 137H216V138H217ZM252 137H254V136L252 135ZM252 137L250 136L251 139H253ZM259 137H260V136H259ZM19 138H18V139H19ZM47 138H48V136H47ZM60 138H61V137H60ZM74 138H75V136H74ZM83 138H84V136H83ZM86 138H87V137H86ZM90 138H91V137H90ZM90 138H89V140H90ZM92 138H94V137H92ZM95 138H96V137H95ZM95 138H94V140H95ZM188 138H189V137H188ZM191 138H192V137H191ZM218 138H219V137H218ZM218 138H217V139H218ZM14 139H15V138H14ZM37 139H39V138L37 137ZM51 139H52V138H50V140H51ZM53 139H54V138H53ZM61 139H62V138H61ZM64 139H65V138H64ZM64 139H62V141H65ZM75 139H77V138H75ZM104 139H105V138H104ZM152 139H153V138H152ZM180 139H181V138H180ZM193 139H194V138H193ZM199 139H200V138H199ZM222 139H223V138H222ZM222 139H220V140H222ZM225 139H226V138H225ZM241 139H242V138H241ZM243 139H244V138H243ZM41 140H42V139H41ZM68 140H69V139H68ZM138 140H139V138H138ZM142 140H143V139H141V142L144 143V140H143V141H142ZM200 140H201V139H200ZM235 140H236V138H235ZM249 140H250V139H249ZM73 141H74V140H73ZM84 141H85V140H84ZM84 141H83V142H84ZM92 141H93V140H92ZM92 141H91V142H92ZM99 141H101V140H99ZM107 141H108V140H107ZM182 141H183V140H182ZM256 141H257V139H256ZM15 142H16V141H15ZM60 142H61V141H60ZM66 142H67V141H66ZM77 142H78V141H77ZM109 142H110V141H109ZM109 142H108V143H109ZM128 142H130V141H128ZM145 142H147V141H145ZM150 142H151V141H150ZM177 142H178V141H177ZM190 142H191V141H190ZM218 142H219V141H218ZM218 142H217V143H218ZM242 142H243V141H242ZM257 142H258V141H257ZM16 143H17V142H16ZM47 143H48V142H47ZM52 143H53V142H51V144H50L51 146H53ZM69 143H70V141H69ZM71 143H72V142H71ZM74 143H75V142H74ZM98 143H99V142H98ZM101 143H102V141H101ZM101 143H100V144H101ZM104 143H105V140H104ZM104 143H103V144H104ZM147 143H148V142H147ZM192 143H193V142H192ZM240 143H241V142H240ZM259 143H260V142H259ZM62 144H63V142H61L60 146H62ZM89 144H90V146H93V145H91V143H89ZM96 144H97V143H96ZM110 144H113V142H111ZM220 144H221V143H220ZM224 144H225V143H224ZM68 145H69V144H68ZM68 145H67V146H68ZM106 145H107V142H106ZM114 145H115V144H113L112 147H114ZM128 145H129V144H128ZM143 145H144V144H143ZM221 145H222V144H221ZM231 145H232V144H231ZM263 145H264V144H263ZM47 146H49V144H48ZM51 146H50V147H51ZM72 146H73V145H71V147H72ZM83 146H84V144H83ZM86 146H87V145H86ZM108 146L111 147V145H109V144H108L106 147H108ZM141 146H142V145H141ZM192 146H193V145H192ZM195 146H197V145H195ZM234 146H236L235 143H234ZM55 147H56V145L54 146V148H55ZM58 147H59V146H58ZM58 147H56V148H58ZM69 147H70V146H69ZM71 147H70V148H71ZM87 147H88V146H87ZM99 147H100V145H99ZM112 147H111V148H112ZM143 147H145V146H143ZM147 147H149L148 144H147ZM251 147H252V146H251ZM52 148H53V147H52ZM64 148H65V147H64ZM72 148H73V147H72ZM82 148H84V147H82ZM92 148H93V147H92ZM96 148H97V147H96ZM102 148H105V146H103ZM102 148L100 149V153L102 152ZM115 148H116V145H115ZM150 148H151V147H150ZM85 149H87V148H85ZM85 149H84V150H85ZM94 149H95V148H94ZM97 149H98V148H97ZM105 149H106V148H105ZM105 149H103V151H104ZM107 149L109 150V148H107ZM112 149H114V148H112ZM215 149H216V148H215ZM262 149H263V148H262ZM29 150H30V149H29ZM62 150H63V149H62ZM70 150H71V149H70ZM77 150H78V148H77ZM152 150H153V149H152ZM42 151H43V150H42ZM67 151H68V150H67ZM78 151H80V150H78ZM87 151H89V150H87ZM87 151H86V152H87ZM91 151H92V150H91ZM105 151H106V152H105L104 156H107V155H106L107 150H105ZM110 151L112 152V150H110ZM114 151H116V150H114ZM201 151H203V150H201ZM232 151H233V150H232ZM251 151H252V150H251ZM43 152H44V151H43ZM47 152H48V151H47ZM64 152H65V149H64ZM68 152H70V151H68ZM206 152H207V151H206ZM263 152H264V150H263ZM51 153H52V152H51ZM74 153H75V152H74ZM77 153H78V152H77ZM100 153H99V154H100ZM114 153H115V152H114ZM193 153H194V152H193ZM204 153H205V152H204ZM211 153H212V152H211ZM228 153H230V152L228 151ZM228 153H227V154H228ZM247 153H248V152H247ZM251 153H252V152H251ZM80 154H81V153H80ZM92 154L94 155V153H92ZM102 154H103V153H102ZM212 154H213V153H212ZM216 154L218 155V153H216ZM245 154H246V153H245ZM73 155H74V154H73ZM86 155H88V153H87ZM194 155H195V154H194ZM200 155H201V154H200ZM204 155H205V154H204ZM213 155H214V154H213ZM223 155H224V154H223ZM246 155H247V154H246ZM250 155H251V154H250ZM260 155H262V154H260ZM63 156H64V155H63ZM78 156H79V155H78ZM78 156H77V158H78ZM97 156H98V155H97ZM100 156H101V154H100ZM104 156H102V159H103V158H106V157H104ZM110 156L112 157L113 155L111 154ZM110 156H109V157H110ZM220 156H221V155H220ZM262 156H263V155H262ZM57 157H58V156H57ZM73 157H74V156H73ZM81 157H82V155L80 156V159H81ZM98 157H99V156H98ZM115 157H116V156H115ZM182 157H183V156H182ZM182 157H181V158H182ZM222 157H223V156H222ZM74 158H75V157H74ZM96 158H97V157H96ZM99 158H100V157H99ZM107 158H108V157H107ZM181 158H180V159H181ZM183 158H184V157H183ZM189 158H190V157H189ZM206 158H207V157H206ZM253 158H254V157H253ZM258 158H259V157H258ZM109 159H110V158H109ZM109 159H108V161H109ZM111 159H112V158H111ZM111 159H110V160H111ZM119 159H120V158H119ZM209 159H210V157H209ZM212 159H213V158H212ZM262 159H263V158H262ZM262 159H261V160H262ZM12 160H13V159H12ZM42 160H43V158H42ZM46 160H47V159H46ZM71 160H72V159H71ZM89 160H90V159H89ZM191 160H192V159H191ZM202 160H203V159H202ZM207 160H208V159H207ZM250 160L253 161L254 159H253V160L250 159ZM263 160H264V159H263ZM13 161H14V160H13ZM83 161H84V160H83ZM83 161H82V162H83ZM90 161H91V160H90ZM104 161L106 162L107 160L104 159ZM112 161H114V160H111L110 162H112ZM179 161H180V160H179ZM239 161H241V160H239ZM242 161H243V160H242ZM258 161H259V160H258ZM258 161H256V162H258ZM46 162H48V160H47ZM77 162H78V161H77ZM77 162H76V163H77ZM101 162H102V161H101ZM101 162H100V163H101ZM261 162H262V161H261ZM13 163H14V162H13ZM72 163H73V162H72ZM87 163H88V162H87ZM94 163H95V162H94ZM103 163H104V162H103ZM106 163H107V162H106ZM106 163H105V165H108V164H106ZM116 163H117V162H116ZM116 163H115V164H116ZM253 163H254V162H253ZM42 164H44V163H42ZM45 164H46V163H45ZM70 164H71V163H70ZM79 164H81V162H79ZM79 164H77V165H79ZM112 164H113V162H112ZM112 164L110 163L111 166H112ZM115 164H114V165H115ZM119 164H120V163H119ZM202 164H203V163H202ZM223 164H224V163H223ZM255 164H256V163H255ZM13 165H15V164H13ZM68 165H69V164H68ZM72 165H75V164H72ZM102 165H103V164H102ZM105 165H104V166H105ZM180 165H181V164H179V166H180ZM249 165H251V164H249ZM249 165H248V166H249ZM16 166H17V165H16ZM19 166H20V165H19ZM41 166H42V165H41ZM44 166H45V165H44ZM79 166H81V165H79ZM98 166L100 167V165H98ZM165 166L167 167V165H165ZM239 166H240V164H239ZM246 166H247V165H246ZM257 166H258V164H257ZM99 167H98V170H100ZM108 167H109V166H108ZM108 167H107V168H108ZM242 167H243V165H242ZM249 167H250V166H249ZM253 167H254V166H253ZM253 167H252V168H253ZM71 168H72V167H71ZM77 168H78V167H77ZM82 168H83V167H82ZM197 168H198V166H197ZM240 168H241V167H240ZM244 168H245V167H244ZM3 169H4V168H3ZM73 169H74V168H73ZM202 169H203V168H202ZM242 169H243V168H242ZM247 169H248V168H247ZM247 169H246V170H247ZM4 170H5V169H4ZM4 170H3V171H4ZM34 170H35V168H34ZM77 170H78V169H77ZM91 170H92V168H91ZM102 170H103V169H102ZM187 170H188V168H186V167H184V168L182 169V175H180V178H181L180 180H182V177H183V178L186 177L187 180H188L187 182L190 183V179H189V177L187 176V174H188ZM240 170H241V169H240ZM67 171H68V169H67ZM67 171H66V172H67ZM72 171H74V170H72ZM224 171H226V169H224ZM1 172H2V171H1ZM38 172H39V171H38ZM69 172H70V171H69ZM69 172H68V173H69ZM75 172H76V171H75ZM91 172H92V171H91ZM152 172H153V171H152ZM152 172H151V174H153ZM235 172H236V171H235ZM237 172H239V171H237ZM244 172H245V171H244ZM5 173H6V172H5ZM26 173H27V175H28V172H26ZM73 173H74V172H73ZM127 173H128V172H127ZM156 173H157V172H156ZM242 173H243V172H242ZM50 174H51V173H50ZM84 174H85V173H84ZM94 174H95V173H94ZM102 174H103V173H102ZM202 174H203V173H202ZM226 174H227V173H226ZM230 174H231V173H230ZM246 174H247V173H246ZM31 175H32V174H31ZM41 175H42V174H41ZM69 175H70V174H69ZM76 175H78V174H76ZM85 175H86V177H87V173H86ZM124 175H127V174L125 173ZM149 175H150V173H149ZM199 175L201 176V174H199ZM235 175H236V173H235ZM28 176H29V175H28ZM36 176H37V175H36ZM72 176H73V175H72ZM82 176H83V175H82ZM93 176H94V175H93ZM100 176H101V175L99 174L98 178H101ZM244 176H245V174H244ZM79 177H80V176H79ZM83 177H85V176H83ZM94 177H95V176H94ZM125 177H126V176H125ZM127 177H128V176H127ZM143 177H144V176H143ZM143 177H142V178H143ZM146 177H147V176H146ZM149 177H150V176H149ZM195 177H196V176H195ZM227 177H228V176H227ZM30 178H31V176H30ZM43 178H44V177H43ZM67 178H68V177H67ZM122 178H123V177H122ZM156 178H157V177H156ZM168 178H169V177H168ZM228 178L230 179V177H228ZM228 178H227V179H228ZM236 178L239 179V178H241V177H236ZM256 178H257V177H255V179H256ZM258 178H259V177H258ZM258 178H257V180H260V179H258ZM3 179L5 180V177H4ZM31 179H33V178H31ZM35 179H36V178H35ZM40 179H41V178H40ZM69 179H70V177H69ZM69 179H68V180H69ZM147 179H149V178H147ZM200 179H201V178H200ZM221 179H222V178H221ZM225 179H226V178H225ZM229 179H228V180H229ZM242 179H245V178L242 177ZM78 180H79V178H78ZM99 180H100V179H99ZM141 180H142V179H141ZM197 180H199V176H198V179H197ZM248 180H250V179H248ZM29 181H30V180H29ZM48 181H49V180H48ZM85 181H86V178H85ZM91 181H92V180H91ZM94 181H95V180H94ZM122 181H123V180H122ZM219 181H220V180H219ZM225 181H227V180H225ZM236 181H237V182H240L241 180H240V181L236 180ZM236 181H234V182H236ZM4 182H5V181H4ZM35 182H36V181H35ZM49 182H50V181H49ZM69 182H70V181H69ZM73 182H74V181H73ZM75 182H76V181H75ZM81 182H82V180H81ZM87 182H88V181H87ZM98 182H99V181H98V179H97V183H98ZM104 182H106V181H104ZM117 182H118V180H117ZM119 182H120V181H119ZM124 182H125V179H124ZM193 182H194V180H193ZM228 182H229V181H228ZM228 182H226V183H228ZM246 182H247V181H246ZM248 182H250V181H248ZM51 183L53 184V182H51ZM77 183H78V182H77ZM93 183H94V182H93ZM156 183H157V182H156ZM189 183H188V184H189ZM229 183H230V182H229ZM29 184H30V183H29ZM40 184H41V183H40ZM79 184L81 185L80 181H79ZM157 184H158V183H157ZM157 184H155V185H157ZM159 184H160V183H159ZM161 184H162V182H161ZM179 184H180V183H179ZM186 184H187V183H186ZM191 184H192V183H191ZM220 184H221V183H220ZM230 184H231V183H230ZM233 184H234V183H233ZM235 184H236V183H235ZM242 184H243V183H242ZM247 184H248V183H247ZM99 185H100V184H99ZM116 185H117V183L115 184V186H116ZM227 185H228V184H227ZM244 185H245V183H244ZM255 185H256V184H255ZM255 185H254V186H255ZM262 185H263V184H262ZM47 186H48V185H47ZM57 186H58V185H57ZM66 186H68V185L66 184ZM69 186H70V185H69ZM71 186H72V185H71ZM102 186L104 187V184H103ZM166 186H167V185H166ZM181 186H182V185H181ZM183 186H184V183H183ZM183 186H182V187H183ZM210 186H211V185H210ZM233 186H234V185H233ZM254 186H253V187H254ZM5 187H6V185H5ZM54 187H55V186H54ZM60 187H61V186H60ZM62 187H63V186H62ZM64 187H65V186H64ZM64 187H63V188H64ZM95 187H97V184H96ZM118 187H119V186H118ZM139 187H140V186H139ZM175 187H176V186H175ZM184 187H185V186H184ZM236 187H237V186H236ZM240 187H242V186H240ZM259 187H260V186H259ZM40 188H41V187H40ZM65 188H66V187H65ZM72 188H73V187H72ZM75 188H76V187H75ZM78 188H80V187H78ZM89 188H91V185H90ZM93 188H94V187H93ZM98 188H99V186H98ZM100 188H101V191L104 190L102 187H100ZM126 188H128V187L126 186ZM186 188H187V186H186ZM195 188H196V187H195ZM61 189H62V188H61ZM61 189H58V190H61ZM69 189H71V188H69ZM105 189H106V187H105ZM107 189H109V187H108ZM162 189H163V188H162ZM191 189H193V188H191ZM222 189H223V188H222ZM248 189H249V188H248ZM251 189H252V188H251ZM43 190H44V189H43ZM56 190H57V189H56ZM56 190H55V191H56ZM65 190H66V189H65ZM67 190H68V189H67ZM73 190H74V189H73ZM85 190H86V189H85ZM109 190H110V189H109ZM118 190H119V188H118ZM171 190H172V189H171ZM203 190H204V189H203ZM260 190H261V189H260ZM260 190H259V191H260ZM262 190H263V189H262ZM1 191H2V190H1ZM28 191H29V190H28ZM80 191H81V190H80ZM83 191H84V190H83ZM101 191L97 190V192H101ZM104 191H105V190H104ZM119 191H120V190H119ZM127 191H128V190H127ZM140 191H141V190H140ZM150 191H151V190H150ZM150 191H149V192H150ZM165 191H167V190H165ZM168 191H169V190H168ZM172 191H173V190H172ZM175 191H176V190H175ZM194 191H198V190L196 189V190H194ZM194 191H193V192H194ZM205 191H207V190H205ZM208 191H209V190H208ZM246 191H247V190H246ZM50 192H51V191H50ZM59 192H60V191H59ZM59 192H58V193H59ZM64 192H65V191H64ZM120 192H122V191H120ZM130 192H131V191H130ZM156 192H157V191H156ZM173 192H174V191H173ZM173 192H172V193H173ZM199 192H200V190H199ZM210 192H211V190H210ZM30 193H31V192H30ZM43 193H44V192H43ZM52 193H53V192H52ZM60 193H61V192H60ZM73 193H74V192H73ZM93 193H94V192H93ZM102 193H103V192H102ZM150 193H152V192H150ZM154 193H155V192H153V194H154ZM174 193H175V192H174ZM195 193H196V192H195ZM195 193H194V194H195ZM207 193H208V192H207ZM0 194H2V192H1ZM74 194H76V193H74ZM81 194H82V193H81ZM109 194H111V192H110ZM121 194H122V193H121ZM123 194H124V193H123ZM153 194H152V195H153ZM165 194H167V193H165ZM177 194H178V193H177ZM186 194H187V193H186ZM212 194H213V193H212ZM212 194H211V195H212ZM263 194H264V193H263ZM60 195H61V194H60ZM62 195H63V194H62ZM100 195H101V194H100ZM100 195H99V197H100ZM106 195H107V194H106ZM113 195H115V194H113ZM130 195H131V194H130ZM139 195H140V194H139ZM149 195H150V194H149ZM159 195H160V194H159ZM162 195H163V193H162ZM162 195H161V196H162ZM188 195H189V194H187V196H188ZM196 195H197V194H196ZM208 195H209V194H208ZM53 196H54V195H53ZM57 196H58V195H57ZM103 196H104V195H103ZM109 196H111V195H109ZM128 196H129V195H128ZM154 196H155V195H154ZM169 196H170V195H169ZM171 196L173 197V195H171ZM187 196H186V197H187ZM216 196H217V195H216ZM225 196H226V195H225ZM51 197H52V196H51ZM73 197H75V196H73ZM93 197H94V196H93ZM104 197H105V196H104ZM130 197H131V196H130ZM133 197H135V196H133ZM136 197H137V196H136ZM146 197H147V196H146ZM162 197H163V196H162ZM164 197H165V196H164ZM172 197H171V198H172ZM178 197H179V196H178ZM180 197H182V196H180ZM188 197H189V196H188ZM196 197H197V196H196ZM53 198H54V197H53ZM56 198H57V197H56ZM61 198H62V197H59V200H60ZM77 198H78V196H77ZM77 198H76V199H77ZM97 198H98V197H97ZM107 198H108V197H107ZM118 198H119V197H118ZM141 198H142V197H141ZM141 198H140V199H141ZM143 198H144V197H143ZM149 198H150V197H148L147 199H149ZM153 198H157V197H153ZM158 198H159V197H158ZM158 198H157V199H158ZM174 198H175V196H174ZM174 198H172V199L174 200ZM199 198H200V197H199ZM208 198H209V197H208ZM211 198H212V197H211ZM43 199H44V198H43ZM51 199H52V198H51ZM57 199H58V198H57ZM68 199H69V198H68ZM68 199H67V201H68ZM74 199H75V198H74ZM82 199H83V198H82ZM103 199H104V198H103ZM108 199H110V197H109ZM124 199H125V198H124ZM137 199H138V198H137ZM147 199H145V200H147ZM151 199H152V198H151ZM164 199H165V198H164ZM172 199H171V200H172ZM192 199H193V198H192ZM194 199H195V198H194ZM224 199H225V198H224ZM259 199H260V198H259ZM45 200H46V199H45ZM92 200H93V199H92ZM120 200H121V199H120ZM128 200H129V199H128ZM128 200H126V201H128ZM132 200H133V198H132ZM132 200H129V201H132ZM134 200H136V199H134ZM154 200H155V199H154ZM175 200H176V199H175ZM177 200H178V199H177ZM197 200H198V198H197ZM210 200H211V199H210ZM212 200H213V198H212ZM212 200H211V201H212ZM218 200H219V199H218ZM222 200H223V199H222ZM255 200H256V199H255ZM43 201H44V200H43ZM55 201H56V200H55ZM55 201H54V202H55ZM75 201H76V200H75ZM75 201H74V202H75ZM138 201H139V199H138ZM142 201H143V200H142ZM157 201H158V200H157ZM180 201H181V198H180ZM215 201H216V200H215ZM256 201H257V200H256ZM51 202H52V201H51ZM57 202H58V200H57ZM71 202H73V201H71ZM74 202H73V204H74ZM94 202H95V201H93V203H94ZM124 202H125V201H124ZM139 202H140V201H139ZM161 202H163V200H162ZM171 202H174V201H171ZM171 202H170V203H171ZM218 202H219V201H218ZM32 203H34V202H32ZM43 203H44V202H43ZM48 203H49V202H48ZM52 203H53V202H52ZM55 203H56V202H55ZM93 203H92V204H93ZM97 203H98V202H97ZM99 203H100V202H99ZM105 203H106V202H105ZM149 203H150V202H149ZM175 203H176V202H175ZM46 204H47V203H46ZM46 204H45V205H46ZM56 204H57V203H56ZM66 204H67V203H66ZM79 204H80V202H79ZM79 204L77 203V205H79ZM88 204H89V203H88ZM95 204H96V203H95ZM112 204H113V203H112ZM114 204H115V203H114ZM117 204H120V203H117ZM124 204H126V202H125ZM124 204H123V205H124ZM139 204H140V203H139ZM168 204H169V202H168ZM176 204H177V203H176ZM178 204H179V202H178ZM216 204H217V203H216ZM16 205H17V204H16ZM42 205H43V204H42ZM45 205H44V206H45ZM50 205H51V204H50ZM83 205H84V204H83ZM97 205H98V204H97ZM129 205H130V204H129ZM134 205H135V204H134ZM136 205H137V204H136ZM141 205H143V202L141 203ZM141 205H140V206H141ZM147 205H148V204H147ZM158 205H159V204H158ZM166 205H167V204H166ZM171 205H172V204H171ZM185 205H186V203H185ZM221 205H222V204H221ZM48 206H49V205H48ZM54 206H55V205H54ZM59 206H60V205H59ZM62 206H63V205H62ZM71 206H72V205H71ZM75 206H76V205H75ZM79 206H81V205H79ZM79 206H78V207H79ZM109 206H111V204H110ZM114 206H115V205H114ZM172 206H174V205H172ZM172 206H171V207H172ZM249 206H250V205H249ZM15 207H16V206H15ZM23 207H24V206H23ZM25 207H26V206H25ZM35 207H36V206H35ZM81 207H82V206H81ZM94 207H95V205H94ZM112 207H113V206H112ZM112 207H110V208H112ZM142 207H143V206H142ZM166 207H167V206H166ZM171 207H170V208H171ZM177 207H178V206H177ZM177 207H176V208H177ZM214 207L216 208L217 206H214ZM221 207H222V206H221ZM49 208H50V206L48 207V209H49ZM63 208H64V207H63ZM65 208H66V207H65ZM69 208H70V207L68 206V209H69ZM99 208H101V205H100ZM103 208H104V207H103ZM103 208H102V209H103ZM107 208H109V207H107ZM129 208H130V207H129ZM168 208H169V207H168ZM191 208H192V207H191ZM218 208L220 209V207H217V209H218ZM66 209H67V208H66ZM91 209H92V208H91ZM116 209H117V208H116ZM118 209H119V208H118ZM174 209H175V208H174ZM192 209H193V208H192ZM195 209L197 210V208H195ZM226 209H227V208H226ZM254 209H255V208H254ZM34 210H35V209H34ZM72 210H73V209H72ZM92 210H93V209H92ZM104 210H105V208H104ZM106 210H107V209H106ZM124 210H125V209H124ZM131 210H132V209H131ZM140 210H142V209H140ZM164 210H165V208H164ZM170 210H171V209H170ZM175 210H176V209H175ZM175 210H174V211H175ZM177 210H178V209H177ZM232 210H233V209H232ZM246 210H247V209H246ZM26 211H27V210H26ZM99 211H100V210H99ZM107 211H108V210H107ZM185 211H186V210H185ZM197 211H200V210H197ZM218 211H219V210H218ZM247 211H248V210H247ZM28 212H29V211H28ZM43 212H44V211H43ZM63 212H64V210H63ZM66 212H67V211H66ZM71 212H72V211H71ZM74 212H75V209H74ZM105 212H106V211H105ZM108 212H109V211H108ZM169 212H170V211H169ZM220 212H222V210H220L219 213H220ZM252 212H253V211H252ZM255 212H256V211H255ZM255 212H254V214H255ZM78 213H79V212H78ZM100 213L102 214V212H100ZM122 213H123V212H122ZM127 213H128V212H127ZM127 213H126V214H127ZM130 213L133 214L131 211H130ZM152 213H153V212H152ZM163 213H164V212H163ZM200 213H201V212H200ZM257 213H259V211H257ZM19 214H20V212H19ZM27 214H28V213H27ZM51 214H52V213H51ZM96 214H97V213H96ZM96 214H95L94 216H96ZM105 214H106V213H105ZM117 214H118V213H117ZM159 214H160V212H159ZM231 214H234V213L232 212ZM17 215H18V214H17ZM52 215H53V214H52ZM76 215H77V214H76ZM89 215H90V214H89ZM98 215H99V214H98ZM107 215H108V214H107ZM123 215H125V214H123ZM123 215H122V216H123ZM139 215H140V214H139ZM139 215H138V217H139ZM156 215H157V214H156ZM160 215H161V214H160ZM173 215H174V214H173ZM6 216H7V215H6ZM40 216H41V215H40ZM69 216H70V215H69ZM83 216H84V215H83ZM103 216H105V215H103ZM135 216H136V215H135ZM167 216H168V215H167ZM7 217H8V216H7ZM15 217H16V216H15ZM19 217H20V216H19ZM64 217H65V216H64ZM67 217H68V216H67ZM80 217H81V216H80ZM96 217H97V216H96ZM107 217H108V216H107ZM109 217H110V213H109ZM130 217H131V216H130ZM136 217H137V216H136ZM138 217H137V218H138ZM156 217H157V216H156ZM170 217H171V216H170ZM173 217L175 218V216H172L171 218H173ZM38 218H39V217H38ZM48 218H49V219H52V218H50V217H48ZM83 218H84V217H83ZM94 218H95V217H94ZM94 218H93V219H94ZM104 218H105V217H104ZM112 218H113V216H112ZM123 218H124V217H123ZM125 218H126V217H125ZM125 218H124V220L126 221ZM137 218H132V219L134 220V219H137ZM144 218H145V217H144ZM157 218H158V217H157ZM174 218H173V219H174ZM211 218H212V217H211ZM227 218H228V217L226 216V219H227ZM234 218H236V217H234ZM237 218H238V216H237ZM241 218H242V217H241ZM256 218H257V217H256ZM9 219H10V217H9ZM39 219H40V218H39ZM80 219H81V218H80ZM86 219H87V218H86ZM107 219H108V218H107ZM107 219H106V220H107ZM129 219H130V218H129ZM140 219H141V218H139V220H140ZM142 219H143V218H142ZM147 219H148V218H147ZM159 219H160V218H159ZM167 219H168V218H167ZM226 219H225V220H226ZM239 219H240V218H239ZM3 220H4V219H3ZM12 220H15V219L13 218ZM76 220H78V219H76ZM113 220H114V219H113ZM163 220H164V219H163ZM4 221H5V220H4ZM17 221H18V220H17ZM20 221H21V220H20ZM25 221H27V220H25ZM50 221H51V220H50ZM99 221H100V220H99ZM121 221H122V220H121ZM121 221H120V222H121ZM136 221H137V220H136ZM2 222H3V221H2ZM44 222H45V221H44ZM72 222H73V221H72ZM78 222H79V221H78ZM131 222H133V221L131 220ZM139 222H140V221H139ZM139 222H138V223H139ZM142 222H143V221H142ZM154 222H155V221H154ZM210 222H211V221H210ZM253 222H254V221H253ZM14 223H15V222H14ZM35 223H36V222H35ZM73 223H74V222H73ZM76 223H77V221H76ZM76 223H75V224H76ZM83 223H84V222H83ZM106 223H107V221H106ZM140 223H141V222H140ZM225 223H226V222H225ZM225 223H223V226H224ZM243 223H244V221H243ZM257 223H258V222H257ZM25 224H27V223H25ZM81 224H82V223H81ZM125 224H126V223H125ZM135 224H136V223H134V225H135ZM152 224H153V223H152ZM82 225H83V224H82ZM149 225H150V224H149ZM164 225H165V224H164ZM166 225H167V224H166ZM242 225H243V224H242ZM255 225H256V224H255ZM8 226H9V225H8ZM32 226H33V224L31 225V227H32ZM70 226H71V225H70ZM78 226H80V225H78ZM78 226H77V227H78ZM127 226H128V224H127ZM127 226H126V228H127ZM129 226H130V224H129ZM144 226H145V225H144ZM146 226L149 228V226H148L147 224H146ZM150 226H151V225H150ZM159 226H160V225H159ZM208 226H209V225H208ZM220 226H221V224H220ZM244 226H245V225H244ZM88 227H90V226H88ZM113 227H114V226H113ZM123 227H124V226H123ZM210 227H212V226H210ZM242 227H243V226H242ZM69 228H70V230H72L71 227H69ZM74 228H75V227H74ZM79 228H80V227H79ZM82 228H85V227L82 226ZM82 228H81V229H82ZM96 228H98V230H99V227H98V226H97ZM111 228H112V227H111ZM132 228H133V225H132V227H131L129 230H131ZM140 228H141V227H140ZM161 228H162V227H161ZM214 228H215V227H214V225H213V229H214ZM221 228H222V226H221ZM52 229H53V227H52ZM76 229H77V228H76ZM102 229H103V228H102ZM104 229H105V228H104ZM121 229H122V227H121ZM133 229H134V228H133ZM150 229H151V228H150ZM150 229H149V230H150ZM152 229H153V228H152ZM210 229H211V228H210ZM74 230H75V229H74ZM74 230H73V231H74ZM82 230H84V229H82ZM82 230H81V231H82ZM98 230H97V231H98ZM122 230H123V229H122ZM129 230H128V232H129ZM218 230L220 231V229H218ZM76 231H78V230H76ZM135 231H137V230H135ZM181 231H182V230H181ZM57 232H58V231H57ZM71 232H72V231H71ZM99 232H100V231H99ZM123 232H124V231H123ZM130 232L132 233V230H131ZM154 232H155V231H154ZM157 232H158V229H157ZM160 232H161V231H160ZM182 232H183V231H182ZM79 233H80V232H79ZM126 233H127V232H126ZM133 233H134V232H133ZM233 233H235V232H233ZM68 234H69V232H68ZM72 234H74V232H73ZM115 234H116V232H115ZM120 234H121V233H120ZM122 234H123V233H122ZM214 234H216V233H214ZM217 234H218V236H219V233H217ZM217 234H216V235H217ZM243 234H244V233H243ZM56 235H57V233H56ZM70 235H71V234H70ZM70 235H69V236H70ZM80 235H81V234H80ZM97 235H98V234H97ZM125 235H126V234H125ZM134 235H135V233L133 234V236H134ZM140 235H141V234H140ZM220 235H221V232H220ZM231 235H232V234H231ZM231 235H230V236H231ZM50 236H51V235H50ZM76 236H77V235H76ZM122 236H123V235H122ZM131 236H132V235H131ZM135 236H136V235H135ZM230 236H229V238H230ZM144 237H145V236H144ZM203 237H204V236H203ZM221 237H222V236H221ZM221 237H220V238H221ZM231 237H232V236H231ZM239 237H240V236H239ZM239 237H238V238H239ZM241 237H242V236H241ZM39 238H40V237H39ZM46 238H47V237H46ZM46 238H44V239H46ZM61 238H63V236H62ZM61 238H60V239H61ZM67 238H69V237H67ZM70 238H71V237H70ZM70 238H69V239H70ZM108 238H110V237L108 236ZM119 238H122V237H119ZM129 238H130V237H129ZM142 238H143V237H142ZM211 238H212V237H211ZM220 238H218V239H220ZM238 238H237V239H238ZM48 239H49V238H47V240H48ZM104 239H105V238H104ZM122 239H123V238H122ZM122 239H121L120 241H122ZM147 239H149V238H147ZM212 239H213V238H212ZM239 239H240V238H239ZM239 239H238V240H239ZM243 239H245V238H243ZM37 240H40V239L37 238ZM126 240H127V239H126ZM144 240H145V239H144ZM215 240H216V239H215ZM220 240H221V239H220ZM10 241H11V240H10ZM12 241H13V240H12ZM43 241H44V240H43ZM48 241H49V240H48ZM65 241H66V238H65ZM67 241H68V240H67ZM116 241H117V242H120L119 240H116ZM136 241H137V240H136ZM208 241H210V240L208 239ZM213 241H214V240H213ZM213 241L211 240L212 243H213ZM216 241H217V240H216ZM223 241H224V240H223ZM35 242H36V241H35ZM52 242L55 243V242H57V241H52ZM63 242H64V240H63ZM112 242H113V241H112ZM214 242H215V241H214ZM225 242H226V240H225ZM11 243H12V242H11ZM131 243H132V242H131ZM148 243H149V242H148ZM164 243H165V242H164ZM219 243H221V242H219ZM55 244L57 245V243H55ZM213 244H216V243H213ZM224 244H225V243H224ZM227 244H229V242H228ZM237 244H238V243H237ZM237 244H236V245H237ZM239 244H240V240H239ZM239 244H238V245H239ZM28 245H29V244H28ZM45 245H47V242H46ZM48 245H49V244H48ZM126 245H127V244H126ZM211 245H212V244H211ZM229 245H230V244H229ZM229 245H228V246H229ZM233 245H234V244H233ZM24 246H26V244H25ZM52 246H53V245H52ZM123 246H124V245H123ZM135 246H136V245H135ZM206 246H207V243L205 244V247H206ZM216 246L218 247V245H216ZM3 247H4V246H3ZM136 247H137V246H136ZM143 247H145V246H143ZM178 247H179V246H178ZM181 247H182V246H181ZM213 247H214V246H213ZM219 247H220V246H219ZM119 248H120V247H119ZM210 248H211V247H210ZM214 248H215V247H214ZM29 249H30V248H29ZM31 249H32V248H31ZM123 249H125V248H123ZM128 249H129V248H128ZM212 249H213V248H212ZM26 250H27V249H26ZM111 250H112V249H111ZM206 250H207V248H206ZM208 250H209V249H208ZM213 250H214V249H213ZM235 250H236V249H235ZM243 250H244V249H243ZM30 251H31V250H30ZM129 251H130V249H129ZM139 251H140V250H139ZM157 251H158V250H157ZM160 251H161V250H160ZM162 251H163V250H162ZM165 251H166V250H165ZM17 252H18V251H17ZM166 252H167V251H166ZM166 252H165V253H166ZM244 252H245V251H244ZM247 252H248V251H247ZM251 252H252V251H251ZM251 252H248V253H249V254H252ZM24 253H25V252H24ZM115 253H116V252H115ZM130 253H131V252H130ZM158 253H159V252H158ZM167 253H168V252H167ZM220 253H221V252H220ZM32 254H33V253H32ZM221 254H222V253H221ZM130 255H131V254H130ZM179 255H180V254H179ZM246 255H247V254H246ZM21 256H22V255H21ZM24 256H26V255H24ZM29 256H31V255H29ZM109 256H110V255H109ZM113 256H114V255H113ZM159 256H161V255H159ZM159 256H158V258H159ZM165 256H166V255H165ZM165 256H164V257H165ZM247 256H248V255H247ZM254 256H255V254H254ZM40 257H41V256H40ZM40 257H39V258H40ZM134 257H135V256H134ZM138 257H139V256H138ZM176 257H177V253H176ZM239 257H240V256H239ZM17 258H19V257H17ZM21 258H22V257H21ZM26 258H27V257H26ZM39 258H38V259H39ZM42 258H44V257L42 256ZM132 258H133V257H132ZM149 258H150V257H149ZM158 258H157V259H158ZM165 258H166V257H165ZM165 258H164V259H165ZM177 258H178V257H177ZM30 259H31V258H30ZM35 259H36V258H35ZM40 259H41V258H40ZM115 259H116V258H115ZM115 259H114V260H115ZM133 259H135V258H133ZM154 259H155V258H154ZM166 259H167V258H166ZM12 260H14V259H12ZM17 260H18V259H17ZM21 260H22V259H21ZM21 260H20V262H23V261H21ZM23 260H24V258H23ZM76 260L78 261V259H76ZM130 260H131V259H130ZM130 260H128V261H130ZM147 260H148V259H147ZM155 260H156V259H155ZM159 260H160V259H159ZM193 260H194V259H193ZM221 260H222V259H221ZM261 260H262V258H261ZM263 260H264V259H263ZM263 260H262V261H263ZM7 261H8V260H7ZM25 261H26V260H25ZM32 261H33V260H32ZM34 261H35V260H34ZM42 261H44V260L42 259ZM164 261L166 262V260H164ZM235 261H236V260H235ZM235 261H234V263H235ZM4 262H5V261H4ZM8 262H10V261H8ZM35 262H36V261H35ZM37 262H38V261H37ZM39 262H40V261H39ZM69 262H70V261H69ZM69 262H68V263H69ZM131 262H132V261H131ZM133 262H134V261H133ZM156 262H159V261L157 260ZM156 262H154V263H156ZM168 262H169V261H168ZM168 262H167V263H168ZM179 262H180V261H179ZM181 262H182V261H181ZM188 262H189V261H188ZM194 262H195V260H194ZM194 262H192V263H194ZM213 262H215V261H213ZM2 263H3V262H2ZM2 263H1V264H2ZM23 263H24V262H23ZM27 263H29V261H28ZM27 263H26V264H27ZM74 263H78V262H75V260H74ZM115 263H117V262L115 261ZM150 263H151V262H150ZM159 263H160V262H159ZM167 263H166V264H167ZM190 263H191V262H190ZM29 264H31V263H29ZM33 264H34V263H33ZM129 264H130V263H129ZM132 264H133V263H132ZM160 264H162V263H160ZM163 264H164V263H163ZM199 264H200V263H199ZM201 264H202V263H201ZM215 264H216V263H215ZM226 264H227V262H226ZM240 264H241V263H240Z\"/></svg>",
  "mask_w": 264,
  "mask_h": 264
}]
</instances>
